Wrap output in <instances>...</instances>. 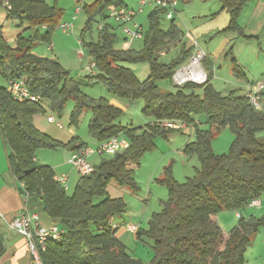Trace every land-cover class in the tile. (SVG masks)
I'll return each instance as SVG.
<instances>
[{
  "label": "trees",
  "instance_id": "trees-1",
  "mask_svg": "<svg viewBox=\"0 0 264 264\" xmlns=\"http://www.w3.org/2000/svg\"><path fill=\"white\" fill-rule=\"evenodd\" d=\"M248 1L220 0L222 10L230 17V29H239L237 19ZM10 4L7 19L18 26L26 24L27 29L14 44L0 37V77L6 83L25 81L31 92L42 97L46 107L17 102L7 87L0 86V133L9 152L11 173L23 185L22 193L37 197L42 215L64 231L58 243L49 242L41 253L42 264H245L252 239L264 227V215L240 216L227 239L215 217L223 211L244 210L264 196V111L253 107L237 90L227 94L216 91L211 84L213 72L202 86L186 84L171 90L158 87V81H172L176 69L195 51L193 44L190 48L183 44L173 61H159L160 52L182 37L175 19L168 20L167 29L161 27V20L166 19L163 10L154 8L149 15L150 26L142 50H120L115 47L118 37L113 33L117 28L107 23V16L101 20L104 26L96 42H84V38L94 19L110 8L122 7V3H85L83 11L89 19L81 40L93 57L98 74L80 82L57 60L31 53L40 42L51 43L64 14L57 4L50 6L41 0H10ZM39 28L47 30L40 33ZM124 63H147V78L140 81ZM234 73L237 78L246 79L240 69L235 68ZM98 85L112 98L129 103L143 101L142 113L151 121L178 120L194 131V140L184 147L183 153L196 156L200 170L183 184L166 172L158 182L167 187L168 198L162 200L161 212L152 214L147 229L139 228L135 234L137 241L152 242L154 257L150 263L131 256L118 240L110 221L122 216L127 206L123 199L111 198L108 187L115 182L138 193L130 165H138L146 153L153 151L157 138L168 139L175 131L158 128L151 122L145 128L117 124L122 111L106 98L89 97L82 88ZM260 96L264 98V89ZM69 101L74 103L71 123H76L83 112L91 113V139L100 143L122 135L128 143L113 157L102 159L93 173L80 177L71 195L54 180L51 167L36 161L37 152L67 149L78 153L89 144L77 137L62 143L34 124V118L46 110L62 114ZM224 128L231 130L234 141L229 154L217 155L212 142L216 132Z\"/></svg>",
  "mask_w": 264,
  "mask_h": 264
},
{
  "label": "rangeland",
  "instance_id": "rangeland-1",
  "mask_svg": "<svg viewBox=\"0 0 264 264\" xmlns=\"http://www.w3.org/2000/svg\"><path fill=\"white\" fill-rule=\"evenodd\" d=\"M41 1L46 2L50 6L57 4L64 13L60 23L71 21L73 16H75L76 5L72 0ZM116 1L136 11L142 10V13L137 15L133 23L127 25V28L132 29L133 24H137L143 29L145 35L150 26L149 15L154 10V7L149 5L142 7L139 3L140 0ZM87 2L92 3L94 0H86L85 3ZM88 19L89 16L82 11L74 21L73 31L67 34L63 33L58 28V25L52 34L51 43L40 42L32 48L31 53L39 57L58 60L61 66L80 82L85 81L86 76L90 75L87 71V66L94 62L86 47L79 43ZM101 20L102 16L94 19L91 30H88L85 34L84 42L91 41V38L95 42L98 40V24ZM108 22L112 23V20L108 19ZM174 24L182 32V37L180 41L169 45L160 52L159 61L161 63L168 64L173 61L178 56L183 44L186 45V48H190L196 42L198 49L206 55V59L202 64L204 70L207 73L213 72L211 84L216 91L227 94L236 88L234 86L243 85L242 83L264 84V0H249L244 5L237 19L239 28L237 30L230 29V17L226 11L222 10L220 0L179 1ZM18 25L11 19H7L4 24L3 36L11 44H14L16 37L27 29L26 24ZM169 25L170 21L161 20V27L164 30ZM38 30L40 33H44L47 29L39 28ZM119 33L123 35L121 29ZM144 37L129 43L131 49L135 51L142 50L145 44ZM123 42L126 44L121 36L115 47L122 48ZM123 66L130 68L140 81L145 80L149 74V65L147 63H124ZM235 68L240 69L245 74V80L235 76ZM94 73L97 75L98 69ZM0 86L5 87V82L1 78ZM157 86L163 90H171L175 87L173 80L158 81ZM82 88L84 93L91 98L109 97L107 90L102 85L93 88L82 86ZM199 93L201 94V92ZM239 93L242 94L241 90H239ZM114 99L118 102L119 109L122 111V116L117 120L119 125L121 123L123 127L140 126L145 128L150 122H153L151 118L146 117L142 113L143 104L141 101L129 103L126 100ZM263 105L264 100L261 101L262 108ZM73 109L74 103L69 101L62 114L46 110L45 114L39 115L41 119H44V123H40V126H48L53 131L62 134L61 136H76L80 140L82 139L84 142L89 143V147H94L95 144L91 141L89 134L91 113L83 112L79 120L73 124L70 118ZM47 115H53L56 119H59L63 123L64 129L59 130L54 124H48ZM187 133L192 134L190 139L193 141V130ZM49 135L51 134L49 133ZM188 141L189 138L183 132L177 131L170 134L168 139L157 138L155 149L146 153L138 165H130V168L134 170L138 193H133L126 187H120L115 182L110 183L108 188L110 197L123 199L127 206L122 217L117 216L115 221L127 219L134 225L138 223V227L141 226L143 229H147V224L152 214L161 212L162 200H167L168 198L167 187L162 186L158 180L164 178L166 176L165 173L169 172L176 182L183 184L188 178L194 177L197 171L200 170L198 158L196 156L188 157L183 153V148ZM233 141L234 134L231 130L229 128L221 129L216 132L212 142L213 152L217 155L229 154ZM59 151H62V149H40L37 152V156L40 162H44L43 160H48L50 157L57 160L61 157ZM104 158L105 156L94 155L88 159V162L95 167ZM73 177H76L75 173ZM72 184H74V181L72 183L70 180L68 183L69 188L66 190L68 195L73 193L75 185L72 187ZM262 199H264V196H262ZM237 215L243 218L251 216L261 217L264 215V204L260 208L249 206L239 212L223 211L220 213L218 221L226 234H229L238 225L240 218ZM132 217L135 218V221H133ZM140 222H142L141 225H139ZM152 246L150 240L137 241L131 236L127 248L129 254L134 258L140 259L144 263H150L154 257ZM245 264H264V227L252 239L251 246L245 253Z\"/></svg>",
  "mask_w": 264,
  "mask_h": 264
},
{
  "label": "built area",
  "instance_id": "built-area-1",
  "mask_svg": "<svg viewBox=\"0 0 264 264\" xmlns=\"http://www.w3.org/2000/svg\"><path fill=\"white\" fill-rule=\"evenodd\" d=\"M76 5V12L73 19L68 22L60 23L58 28L65 34L73 31L74 21L77 19V15L83 11L86 0H72ZM142 7L151 5L154 8H158L165 12V18L167 20L175 19L177 14V7L179 0H140ZM0 6L4 8L6 12L11 11L12 6L10 0H0ZM137 13L126 7L111 8L107 11V19L112 20L115 24L120 26V29L125 36V41L129 45L134 40L143 39V29L137 24H133V28H127L128 24L133 23ZM104 23L99 24V30H102ZM80 44L82 42L80 41ZM195 51L193 55L180 67H178L172 76L173 85L177 88H183L186 84H193L201 86L207 83L208 75L202 64L206 59V55L202 53L198 48V44H194ZM82 55V54H80ZM96 70L95 62H92L90 66H87V71L91 76H95ZM95 74V75H94ZM7 90L12 95L13 99L17 102H30L35 105H41L46 107L40 95H37L30 91L25 81L15 80L8 81ZM264 89V84L258 83L256 85L247 86L243 96L250 100V103L257 110L262 111L261 101L262 97L260 92ZM49 124H54L57 129L63 130V123L56 119L53 115L47 117ZM158 128H164L167 130H174L177 132H187L193 130L187 123L178 120H155L151 123ZM128 143L123 138L114 137L108 141L97 143L94 147H88L78 153H73L69 164L76 169L80 177L88 176L94 172V167L88 162L89 157L92 155L105 156V158L113 157L119 151L124 150ZM54 180L61 185L66 191L68 188V177L66 175L56 176ZM29 195L26 194V197ZM256 205L255 201L251 206ZM240 217V216H238ZM10 228L17 234L23 236L29 248L30 255L33 260V264H42L41 253L46 251L47 244L49 242L58 243L64 231L57 224L44 225L41 222L40 215L30 213L28 211H22L17 214L9 224ZM126 229L131 234H136L138 226L128 224Z\"/></svg>",
  "mask_w": 264,
  "mask_h": 264
},
{
  "label": "crops",
  "instance_id": "crops-1",
  "mask_svg": "<svg viewBox=\"0 0 264 264\" xmlns=\"http://www.w3.org/2000/svg\"><path fill=\"white\" fill-rule=\"evenodd\" d=\"M86 4H89V2H87ZM124 6H122V7H124ZM146 6H144V7H146ZM149 6L152 7L151 5H149ZM125 7L130 9V10L135 11L137 13V15L142 13L141 9L136 11L132 8H129L128 6H125ZM105 17H106V12H105V15L104 14L102 15V18H105ZM106 21H107V23H109L108 20H106ZM6 22H7V12L4 10V8H2L0 6V37H2V38H4L3 27H4V24ZM100 23H104V22L100 21L99 24ZM99 24H98V33L100 32ZM110 25L112 27L117 28V30L113 33L117 34L118 39L122 36V39L125 41V36L122 35L121 33H119L120 27L117 24H115L113 21H112V23H110ZM4 39H6L8 41L7 38H4ZM80 41L82 42V40H80ZM80 41H79V43H80ZM91 41H94V40L91 38ZM116 43H118V42H116ZM81 45H83V44H81ZM122 45H123L122 48L120 47L117 49L128 50L131 48V45H128L127 43L125 44L123 42ZM239 83H242V82H239ZM242 84L243 85H240V86H234L236 88H234L232 90H237V91L241 90L242 94L239 93V95H244L246 87L250 86L251 83L250 84L242 83ZM254 85H256V84H254ZM5 87H7L6 82H5ZM108 96L109 97H102V98L108 99L110 101L111 105H114V106L120 108L118 102L114 98H112L110 95H108ZM262 100H264V98H262ZM141 102H142V104L144 103L143 101H141ZM263 108H264V105H263ZM48 116L49 115H47V117ZM40 123H44V119H41V117L38 115L34 118V124H35L36 128L38 130H40L41 132L46 133L47 135H49V133H50L51 134V135H49L50 137H52L53 139L60 141L62 143H67L72 138L76 137V136L65 137V135L61 136L62 134H59V133L53 131L48 126H46V127L42 126L41 127ZM47 123H48V121H47ZM116 123L118 124V122H116ZM50 125H52V124H50ZM120 125H122V124L120 123ZM128 127H131V126H128ZM137 127H140V126H137ZM184 135L189 138L188 143L192 142L190 139L192 137L191 133L190 134L189 133L184 134ZM122 137L123 136L120 135V138H122ZM81 141H83V140L81 139ZM91 141L95 145L97 144V142L94 141L93 139H91ZM187 144H185V146ZM59 152L61 154V157L58 158L57 160H55L53 157H50L48 160H43L44 162H40L38 159V156H36V161L39 164L47 165V166L51 167L54 174H55V177L66 175L68 177V183L70 180L72 181V183L74 181V184H72V187L75 185L74 186V189H75L77 182L79 181L78 178H80V175L78 174L76 169L73 168L69 164V160H70L73 153L67 149H62V151H59ZM8 154H9L8 149L4 145V142L2 140V136L0 133V238H1V241L4 245V252L0 255V264H33V260H32V257L30 255L26 239L23 236L17 234L14 230H12L10 228L9 224L12 221V219L22 211H28L30 213H35V214L40 215L41 222L44 225H49L50 222L42 215V207H41V204H40V201L38 200V198L35 196L26 197V194L22 193L21 188L23 187V185L19 184L17 182L16 178L11 173L10 165H9V161H8ZM93 156L94 155H92L91 157H93ZM91 157H89V158H91ZM74 173L76 175L75 178L73 177ZM68 188H69V185H68ZM74 189H73V191H74ZM256 203H257V205L253 206V207L254 208L255 207L260 208L264 204V199L257 200ZM119 217H122V216H119ZM115 218L116 217L111 219V221H110L111 226L114 230H116V232H117L116 236H117L118 240L127 248L130 237L132 236L136 240V235L129 233L126 229V226L128 224L134 225V223H131V221H128L127 219H125V220L124 219H118L117 221H115L116 220ZM133 219H134L133 221H135V218H133ZM215 220L218 223V225L222 228V226L219 224L218 216L215 217ZM141 223L142 222H140L139 225H141ZM135 225L137 226L138 223ZM139 228H142V227L139 226L138 229ZM223 233H224V238L227 239L229 234H226L224 231H223Z\"/></svg>",
  "mask_w": 264,
  "mask_h": 264
},
{
  "label": "water",
  "instance_id": "water-1",
  "mask_svg": "<svg viewBox=\"0 0 264 264\" xmlns=\"http://www.w3.org/2000/svg\"><path fill=\"white\" fill-rule=\"evenodd\" d=\"M4 252V245L1 241V238H0V255Z\"/></svg>",
  "mask_w": 264,
  "mask_h": 264
},
{
  "label": "clouds",
  "instance_id": "clouds-1",
  "mask_svg": "<svg viewBox=\"0 0 264 264\" xmlns=\"http://www.w3.org/2000/svg\"><path fill=\"white\" fill-rule=\"evenodd\" d=\"M262 111H264V108L262 109ZM251 206V205H250Z\"/></svg>",
  "mask_w": 264,
  "mask_h": 264
}]
</instances>
